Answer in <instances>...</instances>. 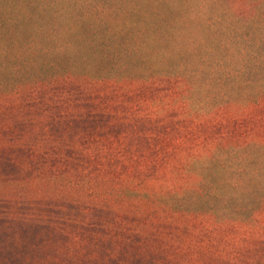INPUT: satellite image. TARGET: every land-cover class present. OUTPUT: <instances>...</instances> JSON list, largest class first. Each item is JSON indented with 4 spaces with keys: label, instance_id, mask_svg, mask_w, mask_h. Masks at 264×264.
<instances>
[{
    "label": "trees",
    "instance_id": "trees-1",
    "mask_svg": "<svg viewBox=\"0 0 264 264\" xmlns=\"http://www.w3.org/2000/svg\"><path fill=\"white\" fill-rule=\"evenodd\" d=\"M24 106L86 248L45 264H264V0H0V114Z\"/></svg>",
    "mask_w": 264,
    "mask_h": 264
},
{
    "label": "rangeland",
    "instance_id": "rangeland-1",
    "mask_svg": "<svg viewBox=\"0 0 264 264\" xmlns=\"http://www.w3.org/2000/svg\"><path fill=\"white\" fill-rule=\"evenodd\" d=\"M39 130V112L34 108L24 106L23 112L0 114V216L12 234V243L7 244L13 260L10 264H45L64 255L82 257L86 251L80 242L71 239L77 228L73 220L62 221L50 209L59 196L69 192L62 190L58 194L40 184L42 173H47L43 170L44 158L31 152L39 149ZM3 187L7 189L2 194Z\"/></svg>",
    "mask_w": 264,
    "mask_h": 264
}]
</instances>
